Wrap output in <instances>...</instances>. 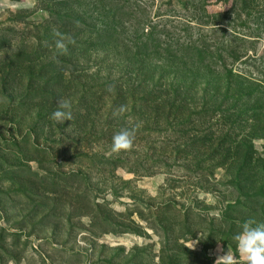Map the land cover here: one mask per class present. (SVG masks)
I'll return each instance as SVG.
<instances>
[{
  "label": "rangeland",
  "instance_id": "rangeland-1",
  "mask_svg": "<svg viewBox=\"0 0 264 264\" xmlns=\"http://www.w3.org/2000/svg\"><path fill=\"white\" fill-rule=\"evenodd\" d=\"M241 75L264 104V0H0V264L239 258L243 223H264L249 163L264 111L222 115L203 94ZM61 98L73 120L58 124ZM137 125L134 148L111 152Z\"/></svg>",
  "mask_w": 264,
  "mask_h": 264
},
{
  "label": "clouds",
  "instance_id": "clouds-1",
  "mask_svg": "<svg viewBox=\"0 0 264 264\" xmlns=\"http://www.w3.org/2000/svg\"><path fill=\"white\" fill-rule=\"evenodd\" d=\"M230 30V29H229ZM54 35L59 37L56 41V48L62 53H67V45L65 39L70 43H75L70 37H66L58 30L54 29ZM113 87L109 86L108 91H113ZM128 111L127 106L121 105L116 108L113 115L116 117L124 116ZM51 119L58 124L65 121L73 120L72 103L70 100L61 98L57 101V109L52 113ZM139 125L133 128H124L116 132L112 138L111 152L119 153L120 151H131L134 148L136 132ZM237 241L239 258H237L230 248L224 251L219 248L220 254L215 260V264H264V223H257L254 219L245 221L242 230L234 237ZM198 241L189 243L188 248L194 249Z\"/></svg>",
  "mask_w": 264,
  "mask_h": 264
},
{
  "label": "trees",
  "instance_id": "trees-1",
  "mask_svg": "<svg viewBox=\"0 0 264 264\" xmlns=\"http://www.w3.org/2000/svg\"><path fill=\"white\" fill-rule=\"evenodd\" d=\"M14 1H19V0H14ZM87 40H84V42ZM242 78L244 80H246V84L242 82V85L240 84V82H235L237 85L235 86V84L233 85L232 81H228L226 84V86L224 87H220V88H215V90H221V95L218 94L214 97V99H209V97H207V93L205 92L203 94V98L205 100L206 104H209L213 101H218V99H220L219 105L218 107L221 108L222 105H226L227 109L225 108H221L220 110H218L219 108H217V105L215 106V110L216 113H222V115H224L223 113H225L226 111L228 112H232L233 114H237L239 115V113H242V101H246L247 105H249L248 108H246V113H250L253 114L254 116H259V114L263 113L264 111V104H263V98L262 96L259 95L260 93V87H256V88H250V84H251V80H249L246 76L241 75ZM199 81V80H198ZM207 83H210L208 80L206 81ZM248 88H250L248 90ZM178 90L180 89V87L177 88ZM209 89V87H203L202 90H207ZM177 94L179 95V97L181 96L178 92ZM213 96V95H212ZM211 96V97H212ZM182 100L180 101H186L184 98H181ZM247 99V100H244ZM174 102L173 103H177L175 101H179L178 97H174L173 98ZM222 143H225V141L220 142L215 148H214V152L212 153L211 157H217V159H221L218 160V162L220 164L224 163V160L227 159V154H228V147L225 149V147H221ZM215 153V154H214ZM250 167L254 169H258V167H260V169H264V157H256L255 155L253 156V153L250 155ZM223 161V162H221ZM248 171L250 172V168L248 169ZM263 171V170H262ZM264 172V171H263ZM252 181V180H251ZM262 185L264 186V184H261L260 186H258V184H256L255 182H251L250 183V187L251 189H253L254 193L257 195L258 193L262 194L264 196V192L261 191L259 189V187H262ZM258 189V190H257ZM232 227H234L235 225V221L232 220ZM240 231V230H238ZM239 233V232H238Z\"/></svg>",
  "mask_w": 264,
  "mask_h": 264
},
{
  "label": "crops",
  "instance_id": "crops-1",
  "mask_svg": "<svg viewBox=\"0 0 264 264\" xmlns=\"http://www.w3.org/2000/svg\"><path fill=\"white\" fill-rule=\"evenodd\" d=\"M9 2H13V0H9Z\"/></svg>",
  "mask_w": 264,
  "mask_h": 264
}]
</instances>
